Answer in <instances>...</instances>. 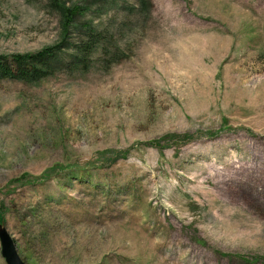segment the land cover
<instances>
[{
	"label": "rangeland",
	"instance_id": "obj_1",
	"mask_svg": "<svg viewBox=\"0 0 264 264\" xmlns=\"http://www.w3.org/2000/svg\"><path fill=\"white\" fill-rule=\"evenodd\" d=\"M144 1L0 0V54H69L59 4L108 51L0 80L5 227L25 264H264V0Z\"/></svg>",
	"mask_w": 264,
	"mask_h": 264
},
{
	"label": "trees",
	"instance_id": "obj_2",
	"mask_svg": "<svg viewBox=\"0 0 264 264\" xmlns=\"http://www.w3.org/2000/svg\"><path fill=\"white\" fill-rule=\"evenodd\" d=\"M140 3L144 6L145 1L140 0ZM57 9L62 20L63 35L69 28H79L82 33H80L78 42L71 47L70 53L66 55L62 50L65 47L63 38L60 43L44 47L37 52L0 54V80L17 79L33 82L52 75L57 69L66 68L68 65L85 69L88 66L90 56L108 52L102 44L103 35L94 31V29L97 30V27L93 26L92 22L79 23V19L85 15L87 9L85 6L76 4L66 7L59 4ZM99 38L100 43L98 42ZM111 53H115V51ZM0 222L4 223L1 212Z\"/></svg>",
	"mask_w": 264,
	"mask_h": 264
},
{
	"label": "water",
	"instance_id": "obj_3",
	"mask_svg": "<svg viewBox=\"0 0 264 264\" xmlns=\"http://www.w3.org/2000/svg\"><path fill=\"white\" fill-rule=\"evenodd\" d=\"M0 246L1 255L7 264H25L17 252L13 238L2 222H0Z\"/></svg>",
	"mask_w": 264,
	"mask_h": 264
}]
</instances>
